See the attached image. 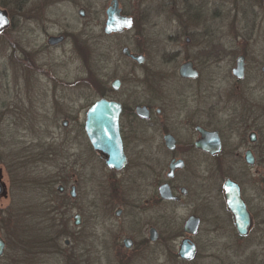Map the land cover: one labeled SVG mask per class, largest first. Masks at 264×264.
Wrapping results in <instances>:
<instances>
[{
    "label": "flooded vegetation",
    "instance_id": "af4514ba",
    "mask_svg": "<svg viewBox=\"0 0 264 264\" xmlns=\"http://www.w3.org/2000/svg\"><path fill=\"white\" fill-rule=\"evenodd\" d=\"M253 1L254 7L262 11L256 13V18L264 22V0ZM110 5L111 0L106 9ZM118 7L121 15L131 16L122 10L119 0ZM106 9L100 35L112 37L138 30L134 38H141L145 24L138 28L133 16L130 27L107 33ZM7 14L9 24L0 31V37L9 30H27L18 28ZM32 20L23 21H30L46 36L39 50H57L69 43L70 52L88 64L94 48L91 51L88 44L77 42L66 29L49 33L48 24ZM168 38L172 40L173 36ZM185 41L189 43L190 37ZM7 45L11 48L10 60L17 59L22 68H45L31 59L29 50L33 45H23L21 40ZM125 48L132 55H141L142 62L125 54ZM146 50L143 46L122 45L120 56L128 62V68H112V75L106 77L99 75L101 69L93 70L92 81H82L94 95L84 109L83 121L77 119L69 129L68 119L62 120L65 134L59 153L42 146L38 160L32 149L19 156L22 162L13 173L12 183L25 191L30 186L43 190L44 213L52 218L60 215L58 226L65 246L90 242L95 248L112 249L114 264H131L132 253L149 263L164 250L173 249L178 261L193 262L201 248L227 232L236 239H245L259 223V183L250 170L264 167V113L260 111V103H264V64L254 68V78L259 81L245 84L249 69L244 55L243 73L237 77L233 67L219 75L217 68H198L190 58L177 68H144ZM98 60H94V68H98ZM185 61H192L194 68H186L183 74L179 67ZM40 71L48 74L44 69ZM55 77L49 75L47 79ZM53 83L55 87L57 81ZM97 102L119 106L117 136L110 140V149L94 146L87 136V112ZM51 156L59 157L55 190L46 176L38 181L26 177L29 167L34 173L41 172L40 167ZM0 174L5 184V194L0 195L3 198L8 196V187L1 169ZM227 185L238 191L250 215L246 235L238 232L228 208ZM39 206L31 202L12 209L15 216L30 219L39 216ZM182 246L194 247L191 259L180 257Z\"/></svg>",
    "mask_w": 264,
    "mask_h": 264
},
{
    "label": "rangeland",
    "instance_id": "374dc122",
    "mask_svg": "<svg viewBox=\"0 0 264 264\" xmlns=\"http://www.w3.org/2000/svg\"><path fill=\"white\" fill-rule=\"evenodd\" d=\"M109 1L0 0V6L9 12L17 27L27 29L9 30L0 37V169L8 187V196L0 198V236L5 241L0 264H114L112 249L95 248L90 242L78 247L65 246L58 226L60 215L52 218L44 213L43 190L32 186L27 191L18 189L12 177L22 162L19 156L28 149H32L35 160L42 146H50L59 153L65 134L62 120L68 119L71 129L74 121H83L84 109L94 100L91 88L82 81H92L93 70L101 69L99 75L106 77L112 75V68H125L128 62L120 56L122 45L146 47L148 59L144 68H177L190 58L198 68H217L219 75L225 68L235 66L236 57L242 54L249 69L245 84L259 81L254 78V68L264 64V22L256 18V13L262 11L254 7L253 0H119L122 10L136 19L138 28L145 24L139 40L134 38L138 30L112 37L100 35ZM79 8L84 10L83 17L78 14ZM20 17L48 24L49 33L62 29L71 32L77 42L88 44L91 51L95 49L88 64L70 52L69 43L57 50H39L45 33ZM171 35L172 40L168 38ZM186 37H190L189 43ZM14 40L33 45L29 50L31 59L37 65H46L45 68H22L17 59L10 60L11 48L6 43ZM95 59L101 60L97 62L98 68H94ZM41 69L50 76L56 75L55 81L47 79L48 74L38 73ZM260 111L264 113V103H260ZM40 169L41 172L34 173L33 167H29L26 177L38 181L46 176L55 190L59 157L51 156ZM250 172L259 183V223L250 236L236 239L227 232L201 248L193 262L178 261L173 249L164 250L149 263L132 253L131 264H264V167ZM31 202L40 205L39 216L29 219L14 215L12 208ZM57 232L60 235L56 244L48 242L47 238Z\"/></svg>",
    "mask_w": 264,
    "mask_h": 264
},
{
    "label": "water",
    "instance_id": "95a60500",
    "mask_svg": "<svg viewBox=\"0 0 264 264\" xmlns=\"http://www.w3.org/2000/svg\"><path fill=\"white\" fill-rule=\"evenodd\" d=\"M78 14L80 16L84 15L83 8H79ZM107 20L105 23V31L107 33L118 32L123 28L130 27L127 21H131L132 17L127 15H121L120 9L118 7V0H111V5L106 9ZM9 24V17L7 11L0 7V31ZM123 52L127 55H130L133 59L137 60L138 63L142 62L141 55H132L129 53V49L125 48ZM243 55L236 57L234 74L237 77H240L243 73V68L245 65ZM181 73H185L186 68H194L192 61L183 62L180 67ZM264 70V66L261 67ZM119 106L106 103V102H97L92 105L87 112V121H86V132L89 140L94 146H100L111 148L112 142L117 136V119H118ZM65 124V123H64ZM99 129L100 132L97 130ZM226 199L227 205L230 211L233 214L234 222L238 232L241 235H246L250 229L251 218L248 211L245 208L243 201L240 199L238 191H234L229 185L226 187ZM5 194V184L1 182L0 174V195ZM5 250V241L0 236V257L3 255ZM180 257L184 259H191L194 254L193 246H182L179 252Z\"/></svg>",
    "mask_w": 264,
    "mask_h": 264
},
{
    "label": "trees",
    "instance_id": "16d2710c",
    "mask_svg": "<svg viewBox=\"0 0 264 264\" xmlns=\"http://www.w3.org/2000/svg\"><path fill=\"white\" fill-rule=\"evenodd\" d=\"M1 6H3V5H1ZM48 234L49 233H46V237L48 236ZM44 235H45V233H44ZM59 235H60V233L58 234V232H57V233H55L54 236H49V238H47V241L48 242H53L54 244H56L57 239L59 238Z\"/></svg>",
    "mask_w": 264,
    "mask_h": 264
},
{
    "label": "snow or ice",
    "instance_id": "6c2138e0",
    "mask_svg": "<svg viewBox=\"0 0 264 264\" xmlns=\"http://www.w3.org/2000/svg\"><path fill=\"white\" fill-rule=\"evenodd\" d=\"M127 23L130 25L131 24V21H127Z\"/></svg>",
    "mask_w": 264,
    "mask_h": 264
}]
</instances>
